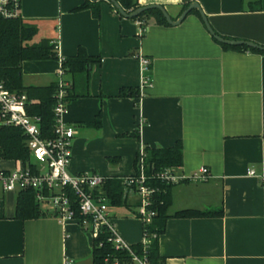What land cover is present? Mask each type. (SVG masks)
I'll return each mask as SVG.
<instances>
[{"label": "crops", "instance_id": "obj_1", "mask_svg": "<svg viewBox=\"0 0 264 264\" xmlns=\"http://www.w3.org/2000/svg\"><path fill=\"white\" fill-rule=\"evenodd\" d=\"M138 1L163 5L174 20L196 1L219 35L264 45V0L260 8L258 0ZM84 2L23 0L22 7V18L38 26L39 37L56 43L61 58L82 46L101 59L91 71V96L68 101L66 118L77 129L70 172L121 178L140 170L135 160L144 146L181 141L178 173L188 176L206 166L210 177L176 184L170 213L222 208L223 215L168 219L160 236L162 264H264V191L248 174L264 164V54L224 48L195 11L177 25H162L154 18H126L107 0L100 18L91 9L74 10ZM141 57L151 61L152 84L139 97L119 96L122 88H141ZM60 68V60L24 61V83L58 82ZM100 111L101 127L88 125ZM21 165L0 159L3 170ZM18 193L0 184V264H65L67 258L93 263L89 229L77 220L62 223L44 208L51 215L16 218ZM134 210L133 204L111 210L129 244L146 241L144 221Z\"/></svg>", "mask_w": 264, "mask_h": 264}, {"label": "trees", "instance_id": "obj_2", "mask_svg": "<svg viewBox=\"0 0 264 264\" xmlns=\"http://www.w3.org/2000/svg\"><path fill=\"white\" fill-rule=\"evenodd\" d=\"M105 0H85L83 4L74 10L91 9L94 16L100 18L101 3ZM128 11H135L141 7L138 0H117ZM112 8L117 10L112 2ZM261 0H258L255 8H260ZM188 5L186 6V8ZM118 11V10H117ZM192 11L197 12V9ZM201 16V15H200ZM154 18L158 24L170 25L159 9L146 10L134 19L149 21ZM214 38V37H213ZM228 38V37H225ZM215 41H217L214 38ZM218 42V41H217ZM220 43V42H218ZM224 48L250 50L264 54V51L248 46H231L220 43ZM28 60H60L56 43L50 38L39 37V28L36 24L18 19H4L0 17V80L11 91L26 93L29 98L28 110L31 114L42 118L41 127L44 135H52L54 124V107L56 105V93L58 82L46 86L25 85L22 65ZM101 61L100 57L90 55L87 50L80 46L74 56L65 57L61 60L65 72L72 76L73 81L67 89L66 100H74L80 97H89L90 75L95 64ZM140 87L122 88L119 96L141 95ZM102 112L97 119L87 124L96 128L101 127ZM143 158L144 173L147 176L146 184L154 187L156 191L152 195L150 209L155 211L151 221L144 222V236L146 241L131 244V250L117 248L110 240L111 231L103 227L97 237L93 238V263L92 264H139L134 260V255L146 259L150 264H162L164 257L160 252V236L165 232L166 223L172 217H215L222 216L223 209H197L185 208L170 213L173 204V188L176 184L168 183L158 177L166 168L178 169L184 163L181 141L170 147L144 146ZM0 159L22 160L24 164H32L31 151L27 144V136L23 130L15 126L0 125ZM110 162L120 160V157H108ZM140 154L137 155L135 166L138 168ZM33 167V165H32ZM139 170L136 171L138 173ZM182 182H188L183 180ZM181 183V182H180ZM110 200L112 207H137L140 200L133 203L130 197L125 195V187L120 177L109 176L101 188ZM74 197L73 192H69ZM136 217L140 218L138 211L134 210ZM51 215L40 207L34 189H24L18 193L16 218L27 220ZM53 215V214H52Z\"/></svg>", "mask_w": 264, "mask_h": 264}, {"label": "built area", "instance_id": "obj_3", "mask_svg": "<svg viewBox=\"0 0 264 264\" xmlns=\"http://www.w3.org/2000/svg\"><path fill=\"white\" fill-rule=\"evenodd\" d=\"M22 7L23 0H0V17L22 18ZM62 59L60 57V62ZM140 61L142 89L152 84L148 74L151 61L146 57H141ZM65 74L61 62L52 135H44L41 127L42 118L29 112L27 94L11 91L0 80V125L21 128L27 136L32 157L31 165L24 164L14 170L0 169V184L5 191L20 192L24 189H34L40 207L54 213L62 223L77 220L85 229H89L94 237L99 235L103 227H107L112 234L110 240L117 248L132 251L131 244L118 233L111 215L110 200L101 189L109 176L93 171L75 174L70 172L77 129L76 125L66 118L69 113L67 89L71 84L65 80ZM144 156L143 148L140 153L139 172L123 176L121 179L125 187V195L138 197L140 203L137 211L140 218L144 222H149L155 215L150 205L156 189L146 184ZM248 174L260 180L264 191V164L260 172L250 168ZM158 177L173 184L183 180L200 182L210 177V170L203 166L191 175L184 176L175 168H166L158 174ZM70 191L73 192L74 197H71ZM134 260L139 264H150L146 259L135 255ZM73 263L72 259H66L65 264Z\"/></svg>", "mask_w": 264, "mask_h": 264}, {"label": "water", "instance_id": "obj_4", "mask_svg": "<svg viewBox=\"0 0 264 264\" xmlns=\"http://www.w3.org/2000/svg\"><path fill=\"white\" fill-rule=\"evenodd\" d=\"M92 1H99V0H92ZM113 3V5L116 7V9L118 10V12L126 17V18H134L137 17L138 15H140L141 13H143L146 10H150V9H159L164 17L167 19V21L172 24V25H177L179 23H181L186 16L193 10V9H197L201 15V18L207 28V30L210 32V34L220 43H224L227 45H231V46H248L251 48H255L261 51H264V45L253 42V41H249V40H244V39H229V38H225L221 35H219L214 28L212 27V25L210 24V21L208 19V16L205 14V12L203 11L200 3L194 1L191 2L189 4V6L182 12V14L178 17V19L174 20L170 14L168 13V11L166 10V8L163 5L160 4H150V5H144L141 6L139 8H137L135 11L132 12H128L126 11L122 5L117 1V0H107Z\"/></svg>", "mask_w": 264, "mask_h": 264}, {"label": "rangeland", "instance_id": "obj_5", "mask_svg": "<svg viewBox=\"0 0 264 264\" xmlns=\"http://www.w3.org/2000/svg\"><path fill=\"white\" fill-rule=\"evenodd\" d=\"M69 79V81H73V78H72V76L71 75H69V74H67L66 76H65V80H68ZM140 154V153H139ZM96 159H99L97 156L95 157ZM122 207H125V206H122ZM114 208H120V207H112L111 206V210H114Z\"/></svg>", "mask_w": 264, "mask_h": 264}]
</instances>
